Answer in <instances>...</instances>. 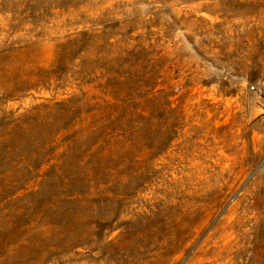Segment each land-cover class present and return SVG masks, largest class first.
Here are the masks:
<instances>
[{"label":"rangeland","instance_id":"374dc122","mask_svg":"<svg viewBox=\"0 0 264 264\" xmlns=\"http://www.w3.org/2000/svg\"><path fill=\"white\" fill-rule=\"evenodd\" d=\"M0 264H264V0H0Z\"/></svg>","mask_w":264,"mask_h":264},{"label":"trees","instance_id":"16d2710c","mask_svg":"<svg viewBox=\"0 0 264 264\" xmlns=\"http://www.w3.org/2000/svg\"><path fill=\"white\" fill-rule=\"evenodd\" d=\"M35 213H37V212H34V214H35ZM34 214H33V215H34ZM35 217H37V214H35ZM33 221H34V220H33Z\"/></svg>","mask_w":264,"mask_h":264}]
</instances>
